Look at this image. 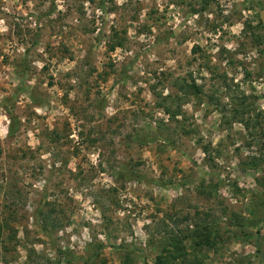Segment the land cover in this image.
<instances>
[{"label":"rangeland","instance_id":"374dc122","mask_svg":"<svg viewBox=\"0 0 264 264\" xmlns=\"http://www.w3.org/2000/svg\"><path fill=\"white\" fill-rule=\"evenodd\" d=\"M263 4L0 0V264H264Z\"/></svg>","mask_w":264,"mask_h":264},{"label":"trees","instance_id":"16d2710c","mask_svg":"<svg viewBox=\"0 0 264 264\" xmlns=\"http://www.w3.org/2000/svg\"><path fill=\"white\" fill-rule=\"evenodd\" d=\"M259 4H260V3H259ZM258 27H259L261 30L264 31V29H263V27H262V25H261L260 20L258 21ZM113 48H114V46L111 47V49H113ZM40 214H41V213H40ZM36 222H37V221H36ZM37 224L39 225V223H37ZM39 226L43 227V225H39ZM43 228H44V227H43ZM200 238H201L202 240H204L206 243H210V242H209V239H208V237L206 236L205 233H203L202 235H200ZM179 244H182V243H181V240L175 242V245H179ZM159 261H160V259L157 258L156 262H154L153 264H160V263H158ZM144 264H147V263L144 262Z\"/></svg>","mask_w":264,"mask_h":264},{"label":"water","instance_id":"95a60500","mask_svg":"<svg viewBox=\"0 0 264 264\" xmlns=\"http://www.w3.org/2000/svg\"><path fill=\"white\" fill-rule=\"evenodd\" d=\"M259 20H260L261 25L264 29V4L262 5V9L259 12Z\"/></svg>","mask_w":264,"mask_h":264},{"label":"clouds","instance_id":"9594fccd","mask_svg":"<svg viewBox=\"0 0 264 264\" xmlns=\"http://www.w3.org/2000/svg\"><path fill=\"white\" fill-rule=\"evenodd\" d=\"M0 23H2V22H0Z\"/></svg>","mask_w":264,"mask_h":264}]
</instances>
